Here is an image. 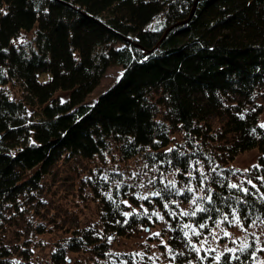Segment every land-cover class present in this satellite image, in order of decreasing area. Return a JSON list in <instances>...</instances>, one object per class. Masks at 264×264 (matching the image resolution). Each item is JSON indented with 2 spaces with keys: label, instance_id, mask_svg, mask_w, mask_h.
Here are the masks:
<instances>
[{
  "label": "trees",
  "instance_id": "16d2710c",
  "mask_svg": "<svg viewBox=\"0 0 264 264\" xmlns=\"http://www.w3.org/2000/svg\"><path fill=\"white\" fill-rule=\"evenodd\" d=\"M159 14L160 23L150 26ZM35 27L34 45L14 42ZM113 63L123 66L118 78L88 99ZM10 80L19 83V98L4 89ZM263 87L264 0H0V227L3 204L19 208V195L39 187L63 156L117 150L121 158L147 161L133 181L149 176L153 166L178 168L188 178L185 172L199 160L209 166L212 114L223 116L224 133L231 135L222 147L227 155L219 170L210 171L204 211L189 219L210 224L233 210L245 222L264 219V128L262 105L254 99ZM174 126L184 130L185 148H166ZM252 147L259 150L252 167L258 183H234L235 169L227 163ZM132 180L110 167L94 175L103 230L74 227L52 251L56 263L67 250L85 246L106 256L109 233L124 234L142 221L135 211L124 215L125 199L138 197ZM154 184L153 193L160 195L151 196L160 202L191 196L189 189ZM182 233L174 225L173 245ZM26 248L16 259L11 245L0 240V264H31ZM253 250L250 245L238 252V259L226 253L221 262L252 264Z\"/></svg>",
  "mask_w": 264,
  "mask_h": 264
},
{
  "label": "rangeland",
  "instance_id": "374dc122",
  "mask_svg": "<svg viewBox=\"0 0 264 264\" xmlns=\"http://www.w3.org/2000/svg\"><path fill=\"white\" fill-rule=\"evenodd\" d=\"M162 18L163 15L159 14L150 26L160 23ZM35 35L36 27L21 31L14 42L29 48L34 45ZM119 45L120 43L117 44ZM122 70L121 64L109 65L99 84L87 98L95 99L118 78ZM3 87L10 96L20 97L21 87L18 82L10 80L4 83ZM56 93L61 97L66 95L62 90ZM254 99L262 105L259 121L264 124V87L255 92ZM209 119L214 135L210 139L212 151H208L209 157L205 158L209 159V166L205 160H199L195 164L196 167L192 168L194 171L185 172L188 178L181 176L178 168L159 169L153 166L149 176L141 175L133 181L131 178L141 172L148 164L147 161L142 156L121 158L117 150L106 151L104 155L91 158L79 155L63 156L44 174L39 187L19 195V208L12 203L3 204L0 240L11 245L16 259L21 258L20 249L27 247L31 264H104L108 260L125 261L127 264H224L221 262L222 256L227 253L234 257L245 243L254 246L252 264H262L264 251L260 249H264V219L254 218L245 222L237 212H233L224 213L213 223L204 224L189 219L190 215H183L185 212L191 213L201 208L209 196L210 171L219 170L222 159L227 155L222 147L231 135L224 133V118L222 115L212 114ZM171 135V142L166 148L175 145L180 148L187 146L184 130L180 126H174ZM258 155V148L252 147L230 158L227 164L235 169L231 178L234 183H258L257 177L252 174V167L258 162ZM105 167L118 170L124 179L135 183L137 199L131 201L126 198L125 201L129 204L128 213L137 212L142 221L135 223L124 234L109 233V249L106 256H100L89 246H85L78 250H67L66 259L56 263L51 253L59 241L72 234L74 227L91 226L96 231L103 230L101 201L92 189L91 180ZM114 181L116 179L113 178ZM155 181L166 186H169V182H174V189L179 192L189 189L191 196L185 199L183 195L175 194L170 198L161 197L160 202L151 196L153 191L158 189ZM193 199L196 200L195 204L192 203ZM225 215L228 220L219 223ZM234 215L239 217V224L229 223L233 221ZM186 224L189 228H184ZM174 225H179L183 231L176 239L177 245L171 242ZM40 228L43 229L39 230ZM185 231L189 233L187 237L184 235ZM194 231L199 235L193 234ZM224 232L230 235L225 236ZM154 233L159 235H153ZM195 248H198L199 252L195 251ZM228 248L235 251L229 253L226 251ZM217 256L220 257L219 261L216 260ZM230 264L238 263L232 261Z\"/></svg>",
  "mask_w": 264,
  "mask_h": 264
},
{
  "label": "snow or ice",
  "instance_id": "6c2138e0",
  "mask_svg": "<svg viewBox=\"0 0 264 264\" xmlns=\"http://www.w3.org/2000/svg\"><path fill=\"white\" fill-rule=\"evenodd\" d=\"M260 127L261 128H264V124H261L260 125ZM169 151H171V149H169ZM105 179H106V177H105ZM249 183H251V181H249ZM169 186H171L172 188H174L175 187V185H174V182H169ZM230 187H232V188H238L239 186L238 185H236V184H232V185H230ZM255 187V186H254ZM242 191H244L245 193H247L248 192V189H246V188H244V189H242ZM177 192H179V190H177ZM151 195H154V196H159L160 195V193L159 192H156V193H152ZM108 198L109 199H111V196H110V194H109V196H108ZM143 198H147V197H143ZM207 199H211V197L209 196V197H207ZM124 203H127L126 201L124 202ZM192 203L193 204H195L196 203V200L195 199H193L192 200ZM167 206V205H166ZM197 211H204V209L203 208H197V210L196 211H193V212H191V213H188V212H185V213H183V215H196V212ZM234 212H235V210H233ZM132 213H125L124 215H126V216H128V215H131ZM228 220V216L227 215H225L224 217H223V220L222 221H220L219 223H222L223 221H227ZM232 222H235L236 224H239V217L238 216H235L234 215V217H233V221H229V223H232ZM201 227H204V225H201ZM184 228H189V225H184ZM193 234H195V235H199V233L198 232H195L194 231V233ZM153 235H159V233H154ZM184 235L187 237L188 235H189V233L187 232V231H185L184 232ZM224 235L225 236H228V235H230V233H228V232H224ZM248 247H250V245L249 244H247V243H245V244H243V246L239 249L240 251H244L245 249H247ZM195 251H197V252H199V249L198 248H195L194 249ZM261 251H264V249H260ZM214 251V250H213ZM226 251L227 252H229V253H232V252H234L235 251V249H232V248H228V249H226ZM219 256H217L216 257V260L217 261H219ZM233 258H235V259H238V257H233ZM262 264H264V262H262Z\"/></svg>",
  "mask_w": 264,
  "mask_h": 264
},
{
  "label": "bare ground",
  "instance_id": "6f19581e",
  "mask_svg": "<svg viewBox=\"0 0 264 264\" xmlns=\"http://www.w3.org/2000/svg\"><path fill=\"white\" fill-rule=\"evenodd\" d=\"M130 35L132 36V34H129V36H130ZM131 36H130V37H131ZM132 38H135V36H132Z\"/></svg>",
  "mask_w": 264,
  "mask_h": 264
},
{
  "label": "built area",
  "instance_id": "2783aa9c",
  "mask_svg": "<svg viewBox=\"0 0 264 264\" xmlns=\"http://www.w3.org/2000/svg\"><path fill=\"white\" fill-rule=\"evenodd\" d=\"M131 36V35H130Z\"/></svg>",
  "mask_w": 264,
  "mask_h": 264
}]
</instances>
